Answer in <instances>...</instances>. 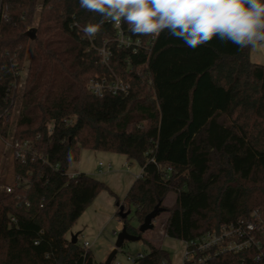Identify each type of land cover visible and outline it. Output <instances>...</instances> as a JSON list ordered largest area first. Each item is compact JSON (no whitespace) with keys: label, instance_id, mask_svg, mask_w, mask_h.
I'll return each instance as SVG.
<instances>
[{"label":"trees","instance_id":"trees-1","mask_svg":"<svg viewBox=\"0 0 264 264\" xmlns=\"http://www.w3.org/2000/svg\"><path fill=\"white\" fill-rule=\"evenodd\" d=\"M100 19L79 0H0V135L12 138L14 155L26 145L25 163L14 157L11 192L0 195V264H99L68 236L109 190L86 174L68 175L83 150L123 155L142 168L116 203L118 218L120 208L135 209L138 226L119 219L149 248L138 264L171 262L139 231L157 206L169 215L166 236L182 242L255 212L264 220V65L251 61V46L213 39L192 49L164 32L151 55H134L118 48L108 21L85 35ZM104 44L109 67L98 52ZM111 71L130 85L128 95L87 90ZM171 193L175 202L165 208ZM259 255L250 249L209 264H264Z\"/></svg>","mask_w":264,"mask_h":264},{"label":"clouds","instance_id":"clouds-1","mask_svg":"<svg viewBox=\"0 0 264 264\" xmlns=\"http://www.w3.org/2000/svg\"><path fill=\"white\" fill-rule=\"evenodd\" d=\"M79 6L101 17L84 27L88 37L110 21L154 39L167 32L192 49L213 39L239 49L264 46V0H79Z\"/></svg>","mask_w":264,"mask_h":264},{"label":"rangeland","instance_id":"rangeland-1","mask_svg":"<svg viewBox=\"0 0 264 264\" xmlns=\"http://www.w3.org/2000/svg\"><path fill=\"white\" fill-rule=\"evenodd\" d=\"M251 61L255 64L264 65V46H256L250 48ZM19 89H21L24 79L26 77V71L22 74ZM21 101H18L13 109L11 117V131L15 130L17 117ZM0 153H4V160L0 162V195L6 189L4 186L12 187L15 183L14 172V154L13 150L7 145L11 143V138L2 139L0 137ZM111 162L108 163L109 159ZM103 163L104 169L110 166L113 172V180L108 184L104 183L109 190L102 191L99 196L92 202L87 208L82 217L77 221L72 230L69 233V239L74 236H78L79 244L83 246L85 242L90 245L95 244L91 251L95 255L96 261L100 264L106 261L105 255L111 245L116 246L118 243V237L121 232L119 225V218L117 217L118 207L116 205L117 200L121 203L124 202L128 189L133 184V181L140 176L141 166L137 162H128V166H125L127 159L123 155L105 152H93L83 150L78 163H74L70 166V173H83L89 176L96 175L97 163ZM134 176V180H133ZM102 178V177H101ZM176 194L171 193L164 202L165 208H171L175 202ZM111 206V207H110ZM127 212V211H125ZM167 217V213H162L154 223L156 227L164 224ZM127 220L131 225H139L135 209L131 208V213ZM101 225L102 230L99 235H94L93 227ZM159 235L158 230H156ZM97 238V240H96ZM96 240V241H95ZM164 243L161 245L170 256V264H185V242L164 237ZM115 263L120 264H138L139 257L146 256L149 253V248L142 240L126 241L124 245L116 249L115 247ZM113 251V252H114ZM111 252L110 255L113 253Z\"/></svg>","mask_w":264,"mask_h":264},{"label":"built area","instance_id":"built-area-1","mask_svg":"<svg viewBox=\"0 0 264 264\" xmlns=\"http://www.w3.org/2000/svg\"><path fill=\"white\" fill-rule=\"evenodd\" d=\"M108 22L112 24L117 31L115 41L118 48L131 50L134 55L140 53L151 55L157 38L154 39L151 36L142 35L133 38L124 30L123 24L120 27H116L112 22ZM98 52L102 58V63L109 67L112 52L107 47V44H104ZM87 90L95 96L102 98L106 95H128L131 87L111 71L109 76L103 75L92 78L87 84ZM7 147L13 150L12 138L11 143L7 145ZM16 147L18 150L14 157L19 159L22 163H25L26 145ZM98 167L102 169L104 167L103 163H98ZM68 175L70 177L75 176ZM140 177H142V174L138 178ZM6 189L7 192H11V187H7ZM12 220L14 221V219ZM185 245V264H209L213 258L220 255L238 254L250 249H256L260 252V255L257 258V261H260L264 256V220L259 213L255 212L251 219H240L225 224L220 230L205 233L193 240L185 242ZM82 247L85 250H90L91 245L88 242H85ZM112 264L119 263L113 262Z\"/></svg>","mask_w":264,"mask_h":264},{"label":"crops","instance_id":"crops-1","mask_svg":"<svg viewBox=\"0 0 264 264\" xmlns=\"http://www.w3.org/2000/svg\"><path fill=\"white\" fill-rule=\"evenodd\" d=\"M1 139V138H0ZM4 153H0V162H2V160H4V155H3ZM107 159H109V161H108V163H110L111 162V160H112V158H110V157H106ZM126 158V157H125ZM128 164V160H127V162H125V166H128L127 165ZM76 174H80L79 172H77V173H70V175H76ZM141 174H142V168H141ZM140 174V175H141ZM87 176H89V175H87ZM91 177V176H90ZM94 179H96V180H98V181H102V182H105V183H109L110 181H112L113 180V172H112V169H111V167L109 168V166H107L106 167V169H104V167L102 168V169H100L99 167H98V163H97V171H96V175H94V176H92ZM102 177V178H101ZM138 178V177H137ZM136 178V179H137ZM136 179L134 180V176H133V184L135 183V181H136ZM110 180V181H109ZM133 184L131 185V187L133 186ZM5 188H7V187H9V186H4ZM131 187L128 189V192H129V190L131 189ZM128 192H127V194H128ZM127 196V195H126ZM111 207V206H110ZM168 218H169V215L167 214V217H166V220H165V222H164V224H162V225H159V226H157L156 227V223H154V229L153 230H151V231H149V232H147V233H145V235H144V239H146L147 241H149L151 244H153V245H155V246H157V247H161V245L164 243V237H167L166 236V232H165V226H166V223H167V220H168ZM119 225H120V229H121V231H122V229H123V223L120 221V219H119ZM135 226H137L136 224H135ZM101 230H102V227H101V225H99V226H95L94 225V227H93V233H94V235L96 236V235H99L100 234V232H101ZM156 230H158V233H159V235H157V232H156ZM77 238H78V236H77ZM96 240H97V238H96ZM95 240V241H96ZM78 242H79V240H78ZM95 246V244H93V245H91V248H90V250H92V248ZM115 247L116 246H114V245H111L109 248H108V252H107V254L105 255V257L108 259V257L110 256V253L111 252H113L114 250H115ZM162 248V247H161ZM92 253H93V251H92ZM94 254V253H93ZM95 256V255H94ZM107 259H106V261H107ZM106 261L105 262H103V264H105L106 263ZM114 262V261H113ZM120 264V263H119Z\"/></svg>","mask_w":264,"mask_h":264},{"label":"water","instance_id":"water-1","mask_svg":"<svg viewBox=\"0 0 264 264\" xmlns=\"http://www.w3.org/2000/svg\"><path fill=\"white\" fill-rule=\"evenodd\" d=\"M131 213V210H128L125 212L124 208H120L119 211V218L124 220L126 219ZM163 213V210L160 208V206H157L153 212H151L144 220L143 224L139 227V231L141 234H145L151 230L154 229V222L155 220ZM140 240L139 237L132 236L128 234L126 231V228L123 227L122 231L119 234L118 237V243L116 245V249L121 248L126 241H137ZM78 241L77 236H74L72 238V242L76 244ZM115 259V251L108 257L107 261L105 264H112Z\"/></svg>","mask_w":264,"mask_h":264}]
</instances>
